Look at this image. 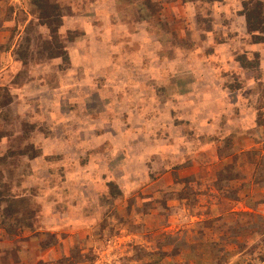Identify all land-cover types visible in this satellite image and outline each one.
I'll list each match as a JSON object with an SVG mask.
<instances>
[{
  "label": "rangeland",
  "instance_id": "obj_1",
  "mask_svg": "<svg viewBox=\"0 0 264 264\" xmlns=\"http://www.w3.org/2000/svg\"><path fill=\"white\" fill-rule=\"evenodd\" d=\"M0 264H264V0H0Z\"/></svg>",
  "mask_w": 264,
  "mask_h": 264
}]
</instances>
